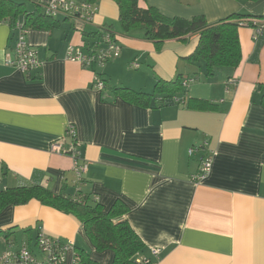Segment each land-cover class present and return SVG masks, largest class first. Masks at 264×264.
I'll return each instance as SVG.
<instances>
[{"label":"crops","instance_id":"0c3cea01","mask_svg":"<svg viewBox=\"0 0 264 264\" xmlns=\"http://www.w3.org/2000/svg\"><path fill=\"white\" fill-rule=\"evenodd\" d=\"M36 1L44 7L49 0ZM96 6L91 22L60 14L56 26L29 30L42 62L29 74L8 64L16 38L9 23H0V188L42 185L105 211L121 200L129 210L120 220L129 221L155 264H264V34L240 26L239 66L209 76L204 61L186 59L199 33L158 47L144 31L122 32L114 0ZM139 6L168 17L204 16L209 24L235 13L264 18V0H139ZM104 25L120 44L118 57L103 66L68 58L71 45L87 53L83 44L98 39L88 35L102 34ZM178 76L194 79L177 95L182 104L156 94L142 105L113 90L153 93L158 80ZM71 123L88 162L81 180L73 159L52 151ZM209 153L211 172L198 180ZM41 229L75 243L97 264L113 263L114 253L96 250L77 216L35 199L0 212V251L27 244L38 258L32 264H45L35 244Z\"/></svg>","mask_w":264,"mask_h":264},{"label":"trees","instance_id":"16d2710c","mask_svg":"<svg viewBox=\"0 0 264 264\" xmlns=\"http://www.w3.org/2000/svg\"><path fill=\"white\" fill-rule=\"evenodd\" d=\"M86 1L96 4L99 0ZM114 1L120 9L119 20L123 33L129 34L134 30L144 31L145 38L155 42L158 47L165 41L184 39L199 33L196 49L186 57L189 62L204 61L209 76H214L221 67L239 66L242 51L238 30L243 26L242 21L250 22L252 17L245 18L246 15L235 13L218 23L209 24L204 16H196L192 19L168 17L154 7H140L139 0ZM31 2L35 5L33 11L28 6ZM45 6L46 4L42 7L36 0H0V23H9L14 34L13 26L19 21H23L24 28L28 30L52 28L57 25L55 21L57 16L47 13ZM103 28L113 32L111 26L104 25ZM100 33L98 30L88 36L97 34L99 39L102 36ZM98 39L90 42L94 43ZM113 90L114 93L134 103L146 105L155 98L156 94H162L166 98L180 94L183 91V79L182 76H178L170 81L158 80L153 93L136 92L128 87H118ZM262 100L264 103V95ZM189 105L191 106V103ZM33 199L77 216L84 224L86 234L96 250L109 249L114 253L112 264H148L144 262L145 259H149L145 255L144 241L128 220H120L129 210L128 205L123 201L117 200L108 211H105L99 203L91 204L87 199H74L63 192L54 193L42 185L25 184L0 188V212L9 206L27 204ZM78 251L84 264H97L88 253L79 249ZM138 258H143L142 262H138Z\"/></svg>","mask_w":264,"mask_h":264},{"label":"built area","instance_id":"2783aa9c","mask_svg":"<svg viewBox=\"0 0 264 264\" xmlns=\"http://www.w3.org/2000/svg\"><path fill=\"white\" fill-rule=\"evenodd\" d=\"M97 10L96 4L87 1L77 4L74 0H49L45 6V11L51 15L58 16L63 14L67 17H76L87 22L93 20ZM241 25H250L257 34H264V18H253L250 22L242 21ZM100 28L104 30L101 38L93 44H83L82 48L88 46L87 53L75 45H71L68 48V58L77 60L86 66H90L93 63L103 66L107 61L118 57L121 47L116 36L112 31L103 28V26H100ZM13 30L15 31L16 45L13 50L14 53L8 55V64L26 74L39 69L42 62L38 58V49L35 45L28 42L27 35L29 30L24 28L23 21L17 22L13 26ZM193 81L194 79L183 80V88ZM97 86L103 89L104 82L98 79ZM172 99L173 102L178 104L186 101L185 98H180L177 95L173 96ZM52 151L70 156L74 161V170L77 173L78 180L83 178V175L88 170V162L82 157L76 125L71 123L67 126L64 137L53 142ZM193 151L194 149H190V153ZM212 165L213 153H209L201 160L200 175L197 176V179L205 178L211 172ZM35 244L37 251L42 254L45 264H84L75 243L71 241L63 242L57 237L48 235L42 229L36 236ZM160 253V248L152 250L154 258H159ZM142 260L143 258H138V262H142ZM37 261L38 258L35 251L27 244L16 249L8 247L6 250L0 251V264H32ZM144 262L155 264L152 258L145 259Z\"/></svg>","mask_w":264,"mask_h":264},{"label":"rangeland","instance_id":"374dc122","mask_svg":"<svg viewBox=\"0 0 264 264\" xmlns=\"http://www.w3.org/2000/svg\"><path fill=\"white\" fill-rule=\"evenodd\" d=\"M197 80V79H196Z\"/></svg>","mask_w":264,"mask_h":264}]
</instances>
